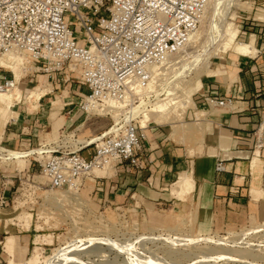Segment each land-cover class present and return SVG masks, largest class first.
<instances>
[{
  "label": "crops",
  "instance_id": "0c3cea01",
  "mask_svg": "<svg viewBox=\"0 0 264 264\" xmlns=\"http://www.w3.org/2000/svg\"><path fill=\"white\" fill-rule=\"evenodd\" d=\"M250 4L253 11L264 8V0H250ZM245 13L248 15L243 17L242 30H239L244 43L237 42L238 34L236 44L246 49H231L232 53L211 63L208 73L202 77V88L195 98L188 127L181 125L174 132L149 124L144 131L143 169L126 163L104 176V191L98 195L105 203L174 210L183 207L195 212L197 226L205 232L240 227L263 205L264 19H255L253 12ZM5 76L13 77L9 71H0V82ZM44 77L50 82L47 75ZM72 84L73 90L61 100L53 96L54 84H48V89H41L44 87L39 85L34 91L42 97L34 105L35 111L23 103L7 121L2 119L1 127L8 124L4 133L8 151L46 146L43 142L47 139H50L48 146H56L57 134L61 144L81 146L109 130L113 124L110 117L87 115L81 110L86 96L82 90H87L80 84ZM207 98L231 99L232 103L217 107L210 105ZM255 133L261 136L263 147H257ZM86 153L90 158L94 148L82 152L88 158ZM220 162L225 167L223 172L217 170ZM185 174L194 187L190 194L178 196L172 188ZM5 178L0 177V185ZM12 190L10 187L7 193L11 198ZM9 226V220H0V239L8 235ZM23 239L31 241V236ZM0 264H3L2 255Z\"/></svg>",
  "mask_w": 264,
  "mask_h": 264
},
{
  "label": "built area",
  "instance_id": "2783aa9c",
  "mask_svg": "<svg viewBox=\"0 0 264 264\" xmlns=\"http://www.w3.org/2000/svg\"><path fill=\"white\" fill-rule=\"evenodd\" d=\"M210 0H0V59L9 52L31 58L37 73L52 81L65 78L87 90L81 110L110 117L109 130L81 146L44 150L42 173L53 189L80 190L96 170L129 163L143 169L144 131L134 107L152 97L157 70L178 55L201 27ZM0 71H7L0 68ZM72 74L78 75L76 81ZM15 76L3 77L0 89L11 90ZM226 107L231 99L207 98ZM116 105L118 107H116ZM151 124V123H150ZM257 147H263L255 133ZM94 148L90 158L82 155ZM8 150L6 149L5 152ZM219 172L224 164L217 166ZM106 177H95L104 191ZM10 183L1 181L0 210L9 207Z\"/></svg>",
  "mask_w": 264,
  "mask_h": 264
},
{
  "label": "rangeland",
  "instance_id": "374dc122",
  "mask_svg": "<svg viewBox=\"0 0 264 264\" xmlns=\"http://www.w3.org/2000/svg\"><path fill=\"white\" fill-rule=\"evenodd\" d=\"M219 1L220 3L222 2L219 8L223 10H220L222 15L220 14L216 18L218 21L217 24L221 21V24L233 22L239 30H242L241 21L243 17L248 15L245 11L253 12L252 17L255 19H264V8L253 11L250 0H241L239 7L232 8L226 6L229 4L227 2L228 0H217L214 2L218 3ZM207 17V20L212 17V9L209 10ZM207 26V24H204L200 27L202 35L197 43L184 49L178 55H175L173 57L174 60L166 65L165 68H162L159 79L153 85L154 88L149 90V93H152V97L150 96L149 99H144V102L147 101V103L150 101L155 102L157 92L160 94L163 93L160 96L162 100L167 99L169 101V99H175L173 100L175 105L171 106L170 110L163 116L169 122L166 125L165 123L161 124L165 129H171L176 132L181 125L188 127V124L192 122L191 112L195 108V98L202 88V77L208 73L211 63L218 62L220 57H225L227 54L233 52L228 51L224 53L218 51L219 41L217 42V39L214 41L216 34L213 35L214 32H209L210 30L208 31ZM237 42L244 43L240 33ZM22 57H25V55ZM195 59L196 67L188 69L180 76V68L188 64V62H194ZM25 60L26 65L19 82V88L22 89H20L23 95L22 100L16 102L17 107L14 106L7 111L6 108L2 107V102H0V150H3V154H7L5 152L4 133L8 124L4 128L1 127L2 119L7 121L10 115H14L13 113L18 110L19 106H23V103L28 105L30 111H35L33 108L36 99L34 98L32 100L33 104L28 101V96L32 91L38 89L39 85L44 87L41 89H48V84H54L56 91L53 93V96L61 100L63 95H68L73 90L70 88V84L74 82H64L65 78H62L61 81L57 79L54 82L52 80L48 82L47 77L36 72L37 69L34 68L35 65L32 64L29 56L26 55ZM3 69L7 70L6 68ZM9 75L14 76L10 71ZM72 78L77 81L78 75L72 74ZM31 79L34 80L31 82ZM73 85L78 84L74 83ZM173 87L177 89L172 92L171 88ZM170 90L171 92L169 93ZM14 91L13 89L11 92ZM172 93L173 95H171ZM82 94H87V91L83 89ZM187 98H191V103L186 104V107H184L183 105L187 102ZM150 123L152 125H159L155 121H151ZM56 136L58 143L56 146H63L59 134ZM48 141L50 139L43 142L46 146L35 147L31 150H40V148L46 151L52 150L54 146L52 144L48 146ZM86 156L88 157L87 153ZM46 159V155L38 154H34L22 161L0 158V177H6L4 181L12 185L10 187H12L14 193L9 207L0 210V220H9L10 223L8 235H2L0 239L2 241L0 255L3 256V264H27L34 256L36 248H39L43 254V259L40 261V264H48V262L50 264L51 261H44V258H53V255L56 256L61 250L57 255H61L62 257L57 256L56 260L60 258L59 260L62 259L64 262L66 260L69 264H73V262L74 264H79L80 262L85 264L94 261L96 264H125V262L126 264H133L131 261L139 252L146 255H155V259L163 262L162 264L165 261V264L171 262L174 264H195L197 260L200 262L205 261L209 256L223 254L225 251L227 254L233 257L235 256L234 258L236 259L238 257L242 259L244 256V260L248 261L247 264H264V202L262 206H258L256 211L250 215L249 220L242 226L205 232L201 228H198V218L195 212L188 211L183 207L174 210L168 207L153 206L145 208L136 207L134 204L112 205L105 203L96 190L95 177L111 175L115 168H109L104 171L96 170L94 174L84 179L83 186L80 187V190H70L67 188L64 190L53 189L48 179L42 173V165ZM15 229L18 232L20 231V233H16ZM26 235L31 236V241L29 239H23ZM11 236L16 237L17 242V249L12 254L6 248L7 238ZM149 236H162L163 241L153 242L142 239L148 238ZM179 237L186 238L185 241L181 238L183 241H181L182 246L180 243L176 245L173 243L174 239ZM90 238L105 239V244L109 240L112 242L115 241L117 244L112 246V248L114 247L113 251L110 250L112 253L107 251L105 252L106 254L104 252L99 254L94 246L89 244ZM199 238H202V242ZM208 238H211L214 242L220 238L222 240L224 239L226 240H223L226 245L223 243L220 247L216 246L215 243L212 244L213 241L207 243L206 241L210 240ZM195 239H199V241ZM192 240H194V243ZM185 242L187 246H185ZM129 245L135 250L133 251ZM66 246L73 251H69V248H66ZM74 246H77V248ZM104 248L106 249L108 246L105 245ZM75 252L76 254H74ZM129 253L131 254L129 255ZM73 257L77 260L74 261ZM159 258H163L164 260ZM217 264L246 263L220 261Z\"/></svg>",
  "mask_w": 264,
  "mask_h": 264
},
{
  "label": "bare ground",
  "instance_id": "6f19581e",
  "mask_svg": "<svg viewBox=\"0 0 264 264\" xmlns=\"http://www.w3.org/2000/svg\"><path fill=\"white\" fill-rule=\"evenodd\" d=\"M214 1H217V0H210V2H209V5H208V7H207V9H206V12H205V15H204V18H203V21H202V24H201V27H202V25H204V24H207L208 26H207V28H208V31L209 32H214L213 33V35L214 34H216L215 35V40L214 41H216V39H217V42L219 41V44H218V51H221V52H228L229 50H231V49H234V48H236L237 49V51H244L245 49H246V46H243V45H239V44H236V40H237V36H238V34H239V29H238V27L233 23V22H225V23H222L221 24V22L220 23H218L217 24V17L222 13V12H220V10H223V9H220L219 8V6L220 5H222V2L220 3V1L217 3V2H214ZM224 1V0H223ZM229 4L228 5H226V6H229V7H239L240 6V4H241V0H228L227 1ZM225 6V7H226ZM222 7V6H221ZM229 7H228V9H229ZM230 8V9H231ZM210 9H212V17L210 18V19H208L207 20V15H208V13H209V10ZM227 9V10H228ZM224 10H225V8H224ZM226 10V11H227ZM228 13H229V11H227ZM228 13H224V14H228ZM232 14V13H231ZM222 15V14H221ZM231 16V15H230ZM207 17V18H206ZM222 17V16H221ZM224 17V16H223ZM225 18V17H224ZM223 18V19H224ZM227 19V18H226ZM225 20V19H224ZM223 20V21H224ZM202 32H201V30H199L195 35H193L192 37H191V39H190V42L188 43V45H187V47H185L184 49H187L188 47H190L191 45H193V44H195V43H197L198 41H199V39H200V37H201V34ZM212 38V37H211ZM213 40V39H212ZM211 42V41H210ZM213 42V41H212ZM23 55L22 54H20V53H15V52H9L8 54H6L3 58H1L0 59V67H3V68H6L8 71H10V72H12L13 74H14V76H15V79H16V81H18V82H16L15 81V86H14V92H11L13 89H11V90H5V89H0V102H2V107H4V108H6V111L7 110H10L12 107H14L15 106V104H16V102H20L21 100H22V93H21V88H19V82H20V80H21V75H22V71H23V69L25 68V65H26V60H25V58H26V55H25V57H22ZM173 57H175V56H172V57H170V58H168V59H166V61H164V68L166 67V65H168V64H170L174 59H173ZM188 57V56H187ZM190 61V60H189ZM194 61V60H193ZM196 59H195V61L194 62H188V64H186V65H184L182 68H180L181 69V72H180V76L182 75V74H184V72H186L188 69H191V68H193V67H196ZM195 65V66H194ZM160 70H162V69H158L157 70V72H158V75H160ZM187 74V73H186ZM176 75V74H175ZM188 75V74H187ZM17 83H18V85H17ZM192 83H194V82H192ZM192 83H191V85H192ZM190 86V85H189ZM154 87L152 86L151 87V90L153 89ZM21 89V90H20ZM173 89H175V87H173V88H171V90H172V92L173 91H176V89L175 90H173ZM171 90L169 91V93L171 92ZM178 91V90H177ZM168 92V91H167ZM157 94V96H156V99H155V102L153 101H150V102H148L147 103V101L146 102H142L140 105H138V106H136V107H134V109H133V111L131 112L132 113V117H131V119L132 118H134V119H140V123H141V126H142V128L143 129H147L148 128V124L151 122V121H155V122H157L159 125H161V124H163V123H165V125H166V123L168 124L169 122L167 121L168 119H165L163 116H165L166 114L165 113H167L169 110H170V108H171V106H173V105H175L174 104V102H173V100H175V99H172V100H170L169 99V101H167V99H164V100H162V99H160V96L163 94H160V93H156ZM175 94V93H174ZM171 95H173V93L171 94ZM171 95H170V97H171ZM177 95V94H176ZM169 96V95H168ZM42 97V94H37V92L36 91H33V92H31L30 94H29V96H28V101L29 102H31L32 104H33V102H32V100L35 98L36 99V102H35V105L36 104H38V101L40 100V98ZM149 101V100H148ZM167 101V102H166ZM190 104L191 103V98L189 99V98H187V102H185V104L183 105L184 107H186V104ZM116 107H117V105H116ZM190 129V128H189ZM3 151V150H2ZM2 151L0 150V158H7V159H10V160H18V161H22V160H24V159H26V158H28V157H30V156H32V155H34V154H38V155H42L43 153H44V150H41V148H40V150H31V151H29V152H20V151H14V150H9V151H7L8 153L7 154H3L2 153ZM257 162V159L255 160V163ZM184 177H183V179L178 183L177 182V184H175V186H174V188H172L173 189V191H174V193L175 194H178V196H179V194L181 195H183V194H190L191 193V191H192V189H193V187H194V185H193V187H192V181H191V178L187 175V174H185V175H183ZM76 193V192H75ZM174 195V194H173ZM185 195V196H186ZM175 197H177V196H175ZM181 198V197H180ZM249 233V232H248ZM256 233V232H255ZM245 235H247V234H245ZM169 236V235H168ZM182 238V237H181ZM181 238L179 237V238H175L174 239V244L176 245V244H181V246H182V243H181ZM184 238V237H183ZM182 238V239H183ZM110 239V238H109ZM143 240H150V241H153V242H160V241H163V238H162V236H157V237H155V236H152V237H146V238H142ZM188 239H190V238H188ZM192 239H194V238H192ZM200 239V241H201V239L202 238H199ZM199 239L198 240H196V241H199ZM208 239H210L209 241H206L207 243L208 242H210V241H213L211 238H208ZM88 240V239H87ZM184 241L186 240V238L185 239H183ZM191 240V239H190ZM189 240V241H190ZM224 240V239H223ZM221 238L218 240V241H213V243L212 244H216V246H222L223 245V243H224V241H226V240H224L223 241ZM105 239H96V238H90L89 239V244H92L93 246H94V248L97 250V252H99V254L101 253V252H107V251H110V250H112L113 251V248H112V246H115L117 243H115V241L114 242H112V241H108V243H106L105 244ZM138 241H140V240H138ZM194 240H192V242H193ZM203 241H204V239H203ZM223 241V242H222ZM80 242V241H79ZM83 242V241H82ZM81 242V243H82ZM118 242V241H117ZM143 242V241H142ZM141 242V243H142ZM168 242H170V241H168ZM183 242V241H182ZM202 242V241H201ZM16 238L15 237H11V238H9L8 239V241H7V250H10L9 252L12 254L15 250H16ZM80 243V244H81ZM124 243V242H123ZM123 243H122V245H123ZM194 243V242H193ZM197 243V242H196ZM196 243H195V245H196ZM222 243V244H221ZM76 244V243H75ZM126 244V243H125ZM131 244V243H130ZM184 244H186V242L184 243ZM190 244H192L191 242H190ZM225 245H226V243H224ZM108 246V248H104V246ZM133 245H134V243H133ZM189 245V244H188ZM69 246V245H68ZM68 246H66V248L68 247ZM80 246V245H79ZM82 246V245H81ZM86 246H88V245H86ZM124 246H126V245H124ZM129 246H131V245H129ZM184 246V245H183ZM185 246H187V244L185 245ZM70 247V246H69ZM68 247V248H69ZM74 247H76L77 248V246H74ZM123 247V246H122ZM132 247V246H131ZM138 247V246H137ZM173 247H175L174 245H173ZM224 247V246H223ZM66 248H64V250H66ZM127 248V247H126ZM125 248V249H126ZM136 248V247H135ZM143 248V247H142ZM145 248V247H144ZM74 249V248H73ZM132 249H133V251L135 250L133 247H132ZM73 251L71 248H69V251ZM79 251H80V249H78ZM117 250V249H116ZM128 250V249H127ZM60 251V250H59ZM62 251V250H61ZM60 251V252H61ZM79 251H78V253H79ZM84 251V250H83ZM124 251V250H123ZM7 252V251H6ZM59 252V253H60ZM111 252V251H110ZM116 252V251H115ZM131 252V251H130ZM224 252V251H223ZM59 253H57V254H59ZM86 253V252H85ZM89 253V252H88ZM112 253V252H111ZM122 253V252H121ZM132 253V252H131ZM131 253H129V255L131 254ZM133 253H136V252H133ZM224 253H226V251L224 252ZM218 254V255H212V256H209V258L208 259H205V261H198L197 260V262L195 261V264H201V263H212V264H217V263H219L220 261H229V262H231V263H246L247 264V262L248 261H246V260H244L245 259V257L243 256V260L241 259V258H239L238 257V259H236V258H234L233 256H231V255H229V254ZM56 254V256L55 255H53V258H49V259H47V257H45L44 259V261H48V260H50L51 261V263L50 264H69V262H66V260H65V262L64 261H62V259L61 260H59L58 258H57V260H56V257L57 256H61V255H57ZM62 254V253H61ZM67 254V253H66ZM65 254V255H66ZM69 255H70V253H68ZM74 254H76V252L74 253ZM74 254H72V255H74ZM79 254H81V253H79ZM78 254V255H79ZM82 254H84V253H82ZM102 254V253H101ZM106 254V253H105ZM125 254H126V252H125ZM63 255V254H62ZM68 255V256H69ZM98 255V254H97ZM109 255V254H108ZM124 255V254H123ZM128 255V256H129ZM43 254L41 253V250L39 249V248H36V250H35V253H34V256L28 261V263L27 264H40V261L43 259ZM55 256V257H54ZM64 256V255H63ZM71 256V255H70ZM77 256V255H76ZM75 256V257H76ZM121 256V255H120ZM134 256V255H133ZM13 257V256H12ZM62 257V256H61ZM72 257V256H71ZM70 257V258H71ZM83 257V256H82ZM67 258V257H66ZM74 258V257H73ZM77 258V257H76ZM126 259H127V257H125ZM199 258V257H198ZM204 258V257H203ZM47 259V260H46ZM89 259H90V256H89ZM159 259H163V258H159ZM240 259V260H239ZM68 260V259H67ZM77 259H75L74 258V261H76ZM80 260V259H79ZM79 260H78V263H79ZM91 260V259H90ZM164 260V259H163ZM69 261V260H68ZM72 261V260H71ZM80 261H82V260H80ZM125 261V260H124ZM12 262V261H11ZM86 262V261H85ZM87 262H88V260H87ZM129 262V261H128ZM133 264H162L163 262H160V261H157L156 259H155V255L153 256V255H146V254H143V253H137V255L136 256H134V258L132 259V261H131ZM170 262V261H169ZM47 263V262H46ZM82 262H80L79 264H81ZM165 263H166V261H165ZM164 263V264H165ZM193 263V262H192ZM48 264H49V262H48ZM73 264H74V262H73ZM83 264V263H82ZM85 264H96L95 263V261L94 262H88V263H85ZM110 264V263H109ZM122 264V263H121ZM125 264H126V262H125ZM167 264H174V263H167ZM175 264H178V263H175Z\"/></svg>",
  "mask_w": 264,
  "mask_h": 264
}]
</instances>
